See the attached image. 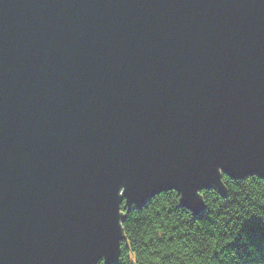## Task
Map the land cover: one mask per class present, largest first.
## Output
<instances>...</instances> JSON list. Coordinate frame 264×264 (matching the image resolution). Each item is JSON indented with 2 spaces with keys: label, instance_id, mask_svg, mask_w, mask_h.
Listing matches in <instances>:
<instances>
[{
  "label": "water",
  "instance_id": "1",
  "mask_svg": "<svg viewBox=\"0 0 264 264\" xmlns=\"http://www.w3.org/2000/svg\"><path fill=\"white\" fill-rule=\"evenodd\" d=\"M264 178V0H0V264H119L133 206Z\"/></svg>",
  "mask_w": 264,
  "mask_h": 264
},
{
  "label": "trees",
  "instance_id": "2",
  "mask_svg": "<svg viewBox=\"0 0 264 264\" xmlns=\"http://www.w3.org/2000/svg\"><path fill=\"white\" fill-rule=\"evenodd\" d=\"M222 182L202 191L201 214L174 189L141 208L123 202L119 264H264V178L223 174Z\"/></svg>",
  "mask_w": 264,
  "mask_h": 264
}]
</instances>
